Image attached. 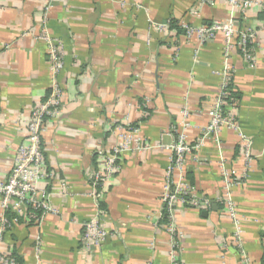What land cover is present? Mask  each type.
<instances>
[{"label": "crops", "instance_id": "1", "mask_svg": "<svg viewBox=\"0 0 264 264\" xmlns=\"http://www.w3.org/2000/svg\"><path fill=\"white\" fill-rule=\"evenodd\" d=\"M230 16L226 0H0V181L25 144L31 109L50 92L41 35L64 54L56 76L60 105L40 140L48 174L40 187L57 213L39 224L12 223L1 234L0 253L19 264H169L161 217L168 148L185 107L192 126L185 131L187 141L194 145L201 136L227 61L236 96L227 108L253 158L231 191L235 216L229 218L221 202V166L243 172L236 134L223 130L218 141L209 136L193 152L196 161L188 163L186 180L210 207H175L176 256L180 264H243V251L249 264H262L264 13L251 8L233 15L237 28L254 32L252 66L235 45L225 48L221 33L202 41L183 28H207ZM167 24L166 31L158 29ZM117 146L123 149L117 171L94 198L97 152ZM97 213L108 235L85 251L83 224ZM237 227L241 247L234 239Z\"/></svg>", "mask_w": 264, "mask_h": 264}, {"label": "built area", "instance_id": "2", "mask_svg": "<svg viewBox=\"0 0 264 264\" xmlns=\"http://www.w3.org/2000/svg\"><path fill=\"white\" fill-rule=\"evenodd\" d=\"M226 3L231 13L227 21H214L209 27L201 29H193L186 26H183V28L187 34L195 31L202 41L212 40L218 33H221L225 48L229 49L235 45L244 62L252 66L254 64V57L250 44L254 39V32L248 29L240 30L237 28L233 15L238 12L245 13L251 8H258L264 13V2L226 0ZM168 28V24L158 27L159 30L165 31ZM40 39L47 44L51 87L47 98L31 109L24 129L25 144L17 150L7 179L0 181V209L3 212V215L0 217V240L1 234L9 229L12 223L21 220L25 224L31 222L39 224L45 215H55L57 213L48 201L47 192L40 187V182L48 176L44 168L40 140L46 120L56 115L57 108L60 105L61 91L57 85L56 76L63 67L64 54L62 49L46 34L43 33ZM231 76L232 68L225 61L219 93L208 113V124L195 144H189L185 134V131L192 127L189 123V109L185 107L180 112L179 131H176L174 143L168 148L171 153L164 173V184L161 194V203L164 205V210L161 217L162 219L165 217L167 219L164 224V230L168 235L169 264H180L176 256L179 233L172 220L175 207L190 206L199 210H206L210 207L208 199L198 195L196 190L187 182L186 172L188 163H190V160L196 161L192 157L193 152L200 149L209 136L218 141L219 134L223 130H231L236 134L240 142V158L244 167L243 172L239 174L235 170L226 169L223 165L221 166V175L225 189L221 202L226 207L228 217L235 216L231 191L245 178L246 171L253 157L247 136L241 131L236 117L227 108L228 106L225 107V99L228 97V86L230 85ZM122 151L121 146H117L110 153L97 152L96 171L93 173L91 181L94 198H98L97 190L102 189L109 178L116 173V161ZM174 176L177 177L175 178ZM8 214H12L13 218L11 220L7 218ZM238 230L237 227L234 239L238 246L241 247ZM107 235L106 229L99 221V214H95L94 217L83 224L81 238L83 250L86 251L90 247H99L105 241ZM36 246L38 249L40 243L37 242ZM241 254L242 263L249 264V260L243 251ZM0 264L19 263L12 255L0 253Z\"/></svg>", "mask_w": 264, "mask_h": 264}, {"label": "trees", "instance_id": "3", "mask_svg": "<svg viewBox=\"0 0 264 264\" xmlns=\"http://www.w3.org/2000/svg\"><path fill=\"white\" fill-rule=\"evenodd\" d=\"M170 25H172V24H170ZM235 97H236L235 94L232 93V91H231V81H230V85L228 86V97L225 99V102H226L225 107H227L229 103H232L236 99ZM11 217H12V215L9 216V214H8V219L9 220H11ZM166 221H167V219L165 217L163 219V222H166ZM263 263H264V260L262 261V264Z\"/></svg>", "mask_w": 264, "mask_h": 264}]
</instances>
